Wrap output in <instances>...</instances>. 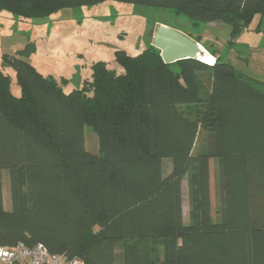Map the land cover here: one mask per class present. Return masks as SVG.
<instances>
[{
	"label": "trees",
	"instance_id": "trees-1",
	"mask_svg": "<svg viewBox=\"0 0 264 264\" xmlns=\"http://www.w3.org/2000/svg\"><path fill=\"white\" fill-rule=\"evenodd\" d=\"M103 1L0 6L24 20ZM118 1L170 8L189 19L187 35L198 42L200 24H228L232 38L264 16V0ZM159 53L151 44L136 55L116 50L121 72L94 61L90 76L68 92L30 61L3 55L20 95L0 68L1 246L42 243L86 264H264V85L220 54L207 64L164 63ZM84 125L96 133L98 153L86 149ZM165 158L171 168L163 174ZM210 159L217 163L215 219Z\"/></svg>",
	"mask_w": 264,
	"mask_h": 264
},
{
	"label": "rangeland",
	"instance_id": "rangeland-1",
	"mask_svg": "<svg viewBox=\"0 0 264 264\" xmlns=\"http://www.w3.org/2000/svg\"><path fill=\"white\" fill-rule=\"evenodd\" d=\"M157 24L191 30L189 19L173 15L170 8L118 0L63 8L41 18L24 20L0 9V68L10 74V90L16 96L20 95V88L14 70L4 60V54L30 61L41 74L54 78L63 91L68 92L79 88L83 79L90 76V65L94 61H105L110 68L121 72L122 68L114 60V52L124 50L131 55L140 53L149 47L152 30ZM199 28L202 35L199 43L206 52L214 59L220 54L241 76L264 85V16L255 15L232 38L230 26L220 21L203 23ZM192 30L197 33V29ZM83 133L86 149L98 153L96 133L88 125H84ZM199 144L200 137L193 153ZM162 166L163 174H166L171 168V160L163 159ZM216 174L217 163L210 159L209 192L214 219L217 216ZM181 190L183 221L188 223L186 178L182 180ZM2 192L4 206L10 209L7 171L2 173Z\"/></svg>",
	"mask_w": 264,
	"mask_h": 264
},
{
	"label": "water",
	"instance_id": "water-1",
	"mask_svg": "<svg viewBox=\"0 0 264 264\" xmlns=\"http://www.w3.org/2000/svg\"><path fill=\"white\" fill-rule=\"evenodd\" d=\"M150 44L160 51L159 54L164 63L188 58L201 60L200 55L205 53V49L198 41L164 24L154 26Z\"/></svg>",
	"mask_w": 264,
	"mask_h": 264
},
{
	"label": "built area",
	"instance_id": "built-area-1",
	"mask_svg": "<svg viewBox=\"0 0 264 264\" xmlns=\"http://www.w3.org/2000/svg\"><path fill=\"white\" fill-rule=\"evenodd\" d=\"M214 58L209 60L211 64ZM207 64V61L201 59ZM0 264H86L78 257H67L62 254H54L47 250L42 243L26 246L22 242L12 247L0 245Z\"/></svg>",
	"mask_w": 264,
	"mask_h": 264
},
{
	"label": "bare ground",
	"instance_id": "bare-ground-1",
	"mask_svg": "<svg viewBox=\"0 0 264 264\" xmlns=\"http://www.w3.org/2000/svg\"><path fill=\"white\" fill-rule=\"evenodd\" d=\"M204 52H205L204 55H200V58H202L203 60H205L211 64V61H209V60L213 59V57L210 55V53H208L206 51H204Z\"/></svg>",
	"mask_w": 264,
	"mask_h": 264
},
{
	"label": "crops",
	"instance_id": "crops-1",
	"mask_svg": "<svg viewBox=\"0 0 264 264\" xmlns=\"http://www.w3.org/2000/svg\"><path fill=\"white\" fill-rule=\"evenodd\" d=\"M208 23H210V22H208ZM178 29V28H177ZM178 30H180L181 32H183V33H185V34H188L189 33V31H185L184 29H178ZM167 172H169V171H167ZM3 205H4V201H3ZM4 208L5 209H8L7 207H5L4 206Z\"/></svg>",
	"mask_w": 264,
	"mask_h": 264
}]
</instances>
